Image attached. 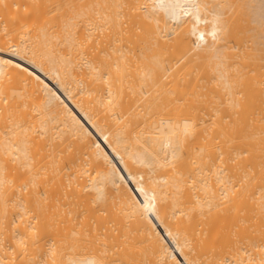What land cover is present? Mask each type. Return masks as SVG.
Here are the masks:
<instances>
[{"label": "bare ground", "instance_id": "bare-ground-1", "mask_svg": "<svg viewBox=\"0 0 264 264\" xmlns=\"http://www.w3.org/2000/svg\"><path fill=\"white\" fill-rule=\"evenodd\" d=\"M0 264H264V0H0Z\"/></svg>", "mask_w": 264, "mask_h": 264}]
</instances>
